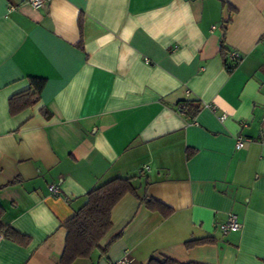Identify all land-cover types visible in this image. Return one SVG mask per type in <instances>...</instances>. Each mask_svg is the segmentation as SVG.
<instances>
[{
  "label": "crops",
  "instance_id": "obj_1",
  "mask_svg": "<svg viewBox=\"0 0 264 264\" xmlns=\"http://www.w3.org/2000/svg\"><path fill=\"white\" fill-rule=\"evenodd\" d=\"M30 76L40 98L11 114ZM116 176L171 214L127 193L71 264H264V0H0L1 221L27 238L1 237L0 264H59L61 222Z\"/></svg>",
  "mask_w": 264,
  "mask_h": 264
},
{
  "label": "trees",
  "instance_id": "obj_2",
  "mask_svg": "<svg viewBox=\"0 0 264 264\" xmlns=\"http://www.w3.org/2000/svg\"><path fill=\"white\" fill-rule=\"evenodd\" d=\"M222 55L228 71H232L236 62L230 60L228 64V53ZM234 62V63H232ZM28 88L13 94L8 102L11 114L25 109L40 98L41 90L45 79L37 76L28 78ZM180 106L185 109L188 106L183 102ZM185 111V110H184ZM190 152H187V156ZM127 193L137 197L139 203L143 204L148 210L156 211L161 216L167 217L172 212V208L166 204L148 196L139 194L137 187L133 183L132 177H113L93 188L85 194L84 203L75 210L73 215L61 222L60 226L65 230L64 244L59 264H71L77 258H90L97 248H101L100 242L112 227L111 210L117 202ZM3 208L0 206V234L3 237L11 238L18 242L26 241L23 235L19 234L12 226L6 225L1 221ZM211 237L189 239L185 242L186 247L211 242ZM104 251L105 248H102ZM144 264H205L195 261L181 262L167 256L153 255Z\"/></svg>",
  "mask_w": 264,
  "mask_h": 264
},
{
  "label": "built area",
  "instance_id": "obj_3",
  "mask_svg": "<svg viewBox=\"0 0 264 264\" xmlns=\"http://www.w3.org/2000/svg\"><path fill=\"white\" fill-rule=\"evenodd\" d=\"M28 2L31 5L36 7V6L41 5L43 2H45V0H28ZM228 58L230 60H232V61H237V60H239V54L237 52H235V51H231L228 54ZM178 110H179V112L182 113V112H184L185 107L184 106H180L178 108ZM224 117L225 116L222 115L221 118H224ZM247 141H249V139H245V138H242V137H237L236 140H235V147L236 148H241V147L244 146V144ZM48 189L53 195H58V193H59V190H58L57 186H55V185H49ZM215 227L217 229H219L222 234H226V233H228L230 231L239 230L241 228V223L238 220L236 214L229 213L227 219L224 222L215 224ZM1 237H3L2 234H0V238ZM126 254H127V251H125V255H124L123 258L117 260L116 262H114L112 264H131V260L127 258Z\"/></svg>",
  "mask_w": 264,
  "mask_h": 264
}]
</instances>
